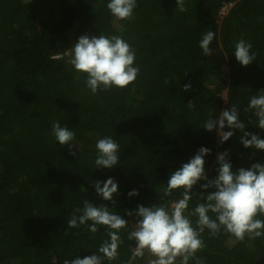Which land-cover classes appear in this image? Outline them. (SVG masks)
Here are the masks:
<instances>
[{
	"label": "trees",
	"instance_id": "1",
	"mask_svg": "<svg viewBox=\"0 0 264 264\" xmlns=\"http://www.w3.org/2000/svg\"><path fill=\"white\" fill-rule=\"evenodd\" d=\"M107 3L0 0V264H64L97 252L108 239L106 226L97 225L95 233L89 230L92 221L68 226L85 200L128 221L119 233L118 258L103 261L127 264L135 245L127 235L137 218L125 210L181 198L182 188L164 196L168 178L201 146L211 150L204 157L209 179L216 175L217 153L225 150L234 171L264 163V150L240 143L242 131L232 130L220 143L215 129L203 127L236 105L244 131L264 138L247 108L250 97L264 89V0H184L185 12L176 0H137L128 21L116 20ZM209 30L215 33L212 53L204 56L199 41ZM83 34L122 36L135 49L140 72L134 83L92 94L85 74L68 62ZM241 38L256 53L247 66L234 56ZM189 82L191 90L182 91ZM53 121L74 131L75 156L51 134ZM104 136L120 146L111 169L94 165L95 143ZM108 177L118 185L111 201L93 187ZM201 183L193 187L185 215L204 202ZM133 189L138 195L129 197ZM189 218L195 227L197 217ZM201 238L205 247L189 264H264V236L237 241L223 230L212 236L205 229ZM153 258L145 251L132 264Z\"/></svg>",
	"mask_w": 264,
	"mask_h": 264
},
{
	"label": "clouds",
	"instance_id": "2",
	"mask_svg": "<svg viewBox=\"0 0 264 264\" xmlns=\"http://www.w3.org/2000/svg\"><path fill=\"white\" fill-rule=\"evenodd\" d=\"M106 7L116 20L128 21L133 18L137 0H108ZM176 7L181 12L187 11L184 0H176ZM214 36L211 30L202 35L199 47L204 56L211 55L209 46ZM251 48L252 44L243 38L235 42L234 56L242 66L256 59V53L251 52ZM134 61L135 49L122 36L83 34L72 44L68 62L77 73L85 74V87L96 94L98 90L107 91L112 87L123 89L134 83L140 72L139 67L134 66ZM191 88L189 82L182 85L181 90L189 91ZM260 91L262 94L250 97L247 108L253 110L257 126L264 130V89ZM239 113L238 107L231 105L221 110L215 119L206 120L203 127L208 131L215 129L220 143L233 136L232 130L238 129L243 132L240 143L245 148L264 150V138L244 131L245 124L239 119ZM226 127L230 130L225 131ZM51 134L61 146L67 145L69 153L75 156L76 152L72 151L74 131L53 121ZM94 147L96 168L111 169L118 164L120 146L112 137L97 139ZM210 151L201 146L187 163H182L169 176L164 196H170L173 190L182 188L181 198L168 205L138 204L135 209L125 210L127 216L137 218L127 235L129 240L135 241L127 264L144 257L145 251L154 257L148 264H176L178 257L179 264H189L195 253L205 247L201 238L205 229L212 236L223 230L237 241H243L246 236L253 240L264 236V219L257 218L264 216V163L256 162L248 168L240 167L234 171L228 159L229 152L225 150L217 153L216 175L209 179L204 168V157ZM200 181L204 183L199 185L202 191L198 195L204 202L197 203L189 215H185L193 187ZM93 187L99 196L109 201L118 189L112 177L94 181ZM134 195H138L136 189L128 193L129 197ZM210 212L214 218L209 215ZM189 216L197 217L195 227ZM87 221H92L89 225L92 233L97 231V225L106 226L108 239L100 244L97 252L83 258L66 259L64 264H103L104 260L114 261L118 258V247L123 242L119 233L128 226V221L109 211L105 205L96 206L85 200L83 208L73 210L68 226L76 227ZM197 264H202V261L197 260Z\"/></svg>",
	"mask_w": 264,
	"mask_h": 264
},
{
	"label": "built area",
	"instance_id": "3",
	"mask_svg": "<svg viewBox=\"0 0 264 264\" xmlns=\"http://www.w3.org/2000/svg\"><path fill=\"white\" fill-rule=\"evenodd\" d=\"M223 9H224V7H223L220 11H221V12L224 11Z\"/></svg>",
	"mask_w": 264,
	"mask_h": 264
},
{
	"label": "rangeland",
	"instance_id": "4",
	"mask_svg": "<svg viewBox=\"0 0 264 264\" xmlns=\"http://www.w3.org/2000/svg\"><path fill=\"white\" fill-rule=\"evenodd\" d=\"M225 93V89H224V91H223V94Z\"/></svg>",
	"mask_w": 264,
	"mask_h": 264
}]
</instances>
